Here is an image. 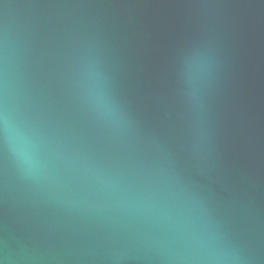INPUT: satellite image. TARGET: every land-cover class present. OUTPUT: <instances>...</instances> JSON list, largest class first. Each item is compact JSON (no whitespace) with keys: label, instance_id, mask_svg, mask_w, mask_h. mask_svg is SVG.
Instances as JSON below:
<instances>
[{"label":"water","instance_id":"obj_1","mask_svg":"<svg viewBox=\"0 0 264 264\" xmlns=\"http://www.w3.org/2000/svg\"><path fill=\"white\" fill-rule=\"evenodd\" d=\"M0 264H264V0H0Z\"/></svg>","mask_w":264,"mask_h":264}]
</instances>
